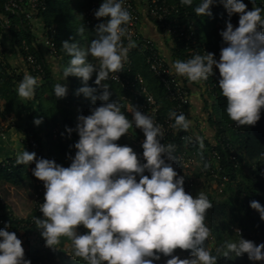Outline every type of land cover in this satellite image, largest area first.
<instances>
[{
  "label": "clouds",
  "instance_id": "clouds-1",
  "mask_svg": "<svg viewBox=\"0 0 264 264\" xmlns=\"http://www.w3.org/2000/svg\"><path fill=\"white\" fill-rule=\"evenodd\" d=\"M216 2L199 0L195 14L211 16L210 5ZM219 2L229 18L239 14L237 26L229 19L220 30L225 46L220 48L219 58L212 52L193 54L187 60L172 61L171 66L189 83L204 81L214 74V67L218 69L217 84L226 98L229 119L236 126L254 125L264 107V8L248 10L243 0ZM251 2L254 5L255 0ZM180 3L191 5L193 0ZM122 5L123 0H101L93 15L107 19L95 26L96 36L86 48L71 37L61 41L70 57L62 69V81L70 74L79 77L82 84L75 94H83L93 104L97 99L103 103L91 107L88 115L78 114L75 129L65 125L69 135L73 130L78 134L70 145L76 151L68 157V166L26 149L16 155V164L34 163L31 172L45 189L39 205L42 215L34 217V222L46 247L58 249L60 238L68 237L73 256L86 264H154L161 254L169 257L164 264H216L218 255L210 254L205 245L210 235L205 214L212 207L207 194L201 191L193 196L185 191L184 176L178 175L171 163L177 160L175 146L161 142L164 132L154 116L134 107L130 120L119 102L109 101V85L102 83L110 73L122 69L129 49L135 47L126 28L131 14ZM77 32L82 33L83 28ZM94 72V84L102 89L99 93L87 84ZM113 79L118 78L115 75ZM37 85L38 78L25 71L16 92L30 100ZM66 89V84L57 82L52 93L62 98ZM169 116L174 117L173 128L189 129L191 121L183 112L170 111ZM42 120L33 117L36 125ZM133 125L145 137L141 143L143 162L130 145L116 143ZM145 170L150 175L144 174ZM249 204L264 220V206L256 200ZM80 225L87 231L78 232ZM177 248L190 250L189 255L179 258L173 254ZM262 249L264 242L254 243L240 236L237 241H226L217 253L225 257L246 253L250 260L262 261ZM0 264H31L20 238L8 230L7 223L0 228Z\"/></svg>",
  "mask_w": 264,
  "mask_h": 264
},
{
  "label": "trees",
  "instance_id": "trees-1",
  "mask_svg": "<svg viewBox=\"0 0 264 264\" xmlns=\"http://www.w3.org/2000/svg\"><path fill=\"white\" fill-rule=\"evenodd\" d=\"M92 1L93 0H45V8L38 13V15L45 20V25L53 27L54 29L53 40L56 47L54 61L58 62L62 68L68 65L70 57L62 48L61 41L71 37L72 41L86 48L89 42L96 36L95 28L85 25L82 21L81 12H77L76 14L74 9L77 5L83 9V7L90 5ZM243 2L247 5L248 10L252 9L253 6L248 4L247 0H243ZM198 3L199 0H193V3L186 7L189 18L194 21L192 42L195 40L197 43H205L216 53L218 59L220 48L225 46L222 42L220 30L226 26L225 21L229 19L234 27L237 26L239 14L234 13L229 18L225 8L219 0H217L215 4L210 5L212 12L211 16H197L194 12V7ZM260 7L264 8L262 5ZM81 27L83 28V32L78 33L77 29ZM25 36L29 41L30 31L25 33ZM20 38L21 34L15 32V43L18 47ZM175 42L177 54L184 56L186 54L184 47L189 41L185 42L183 39L175 38ZM89 59L93 60L90 56ZM132 59V70L138 71L143 75L147 85L157 96L161 117L169 115L171 108L164 96L162 84L148 70L141 55L133 53ZM216 72H218V69L215 68L214 74L207 78V80H209L210 96H206L207 100H204V104H208L210 100V110L207 111L206 120L214 127L217 137V142L214 146L220 153L221 164V168L218 172L220 176L218 181L220 182L222 178L224 179L225 177L226 186L222 185L221 188H218L221 189L220 193H222L219 199H215L212 192L209 193L203 189L201 190L207 194L209 200L212 202V207L206 211L204 223L209 229L210 225L212 226L214 222L223 223L228 232L235 234L232 226H242L239 221L240 218H246V215H243L244 210L246 208L253 209L249 204L251 200H256L264 206V172H262V170H264V107L261 108L260 119L254 125L236 126V123L229 119L225 111L226 98L221 95V90L217 84L219 72L217 74ZM61 74L62 72L60 73V77ZM94 80L95 72L89 78L87 84L97 88V93H99L102 89L94 84ZM41 81L42 85L46 88L44 96L46 100H41L42 94L36 87L32 100H37V102L35 106L32 107V112L29 115L30 117H43L42 122L46 125L45 135L50 143L51 152L49 158L54 159L63 166H68L71 162L68 157L74 155L76 151V149L70 147V145L78 139V134L73 130L69 135L65 129V125L75 129L78 114H90V108L98 106L103 103V101L97 99L95 104H93L91 100L84 97L83 94H75V89L81 86L82 81L79 77L71 74L63 81L62 79L58 81L67 85L66 95L62 98L55 97L52 93L53 85L56 80L46 69L45 75L41 77ZM15 83V76L0 72V95L5 99L8 105V108H6V106L5 109L12 115L20 116L24 105L21 103V98L18 99ZM105 83L109 85L108 91L110 93L113 87L116 88L110 81H106ZM116 89L121 93L118 88ZM109 101H113L111 95L109 96ZM119 104L121 111L129 118L130 113L125 111L124 102L121 101ZM53 128H57L55 135L52 133ZM27 129L42 145L40 138L37 136V132L33 130L34 128L28 126ZM173 129L175 133L168 135V141L175 146L173 155L176 159L180 152L185 150L183 147L187 146L189 151L186 152L188 154L195 153L197 158L201 161L200 167L204 166L207 168L204 151L199 148V145L195 141H186L187 139H185V136L189 134L188 131L177 130L176 128ZM61 133L64 134L61 135ZM126 139H128V137H126ZM121 142L122 139L120 140V138L116 141L117 144ZM232 156H235L236 159H233ZM9 159L11 158L9 157ZM171 163L177 174L184 176L183 186L185 188L188 176L185 174L182 165L179 163L178 159ZM32 167H34V163L28 165L15 163L11 167H5L0 164V180H4L13 185H19L27 178H32V180L35 181L36 177H34L31 172ZM145 174L150 175L147 170H145ZM138 179L139 178H137V180ZM190 190H192V187ZM248 218L249 216L246 219ZM77 230L80 233L87 231L83 225L78 226ZM209 242L210 235L205 242L207 248ZM209 251L212 255H218L216 264H236L225 256H219L217 248H213ZM189 252L190 250H181L177 248L174 250L173 254L183 259L189 255ZM168 258L169 257L161 254L160 259L154 261V264H164Z\"/></svg>",
  "mask_w": 264,
  "mask_h": 264
},
{
  "label": "built area",
  "instance_id": "built-area-1",
  "mask_svg": "<svg viewBox=\"0 0 264 264\" xmlns=\"http://www.w3.org/2000/svg\"><path fill=\"white\" fill-rule=\"evenodd\" d=\"M101 0H93L90 5L81 9L82 21L87 26H95L107 18H97L93 15L96 8H98ZM46 6L45 0H1L0 4V34L5 32H18L21 34L19 40V53L27 68V71L39 78L45 75V67L42 58H40L36 51H33L31 45L25 37V33L29 32L33 27V21L38 17V13L42 11ZM123 7H125L131 14V21L127 24L126 28L131 35V39L135 42V47H131L127 53V60L123 62L122 69L115 73H110L109 78L106 81L112 82L121 93L111 91V97L113 101L121 102L125 104V111L130 113L129 119L131 120L132 110L134 107L146 114L153 115L155 121L162 127L164 135L161 142L169 144L168 135L175 133L172 125L174 123V117L169 115L161 117L159 100L153 91L149 88L143 75L138 71L132 70V57L131 54L137 53L142 56L144 63L147 65L148 70L160 81L164 90V96L170 104L171 111H175L177 114L183 112L186 118L189 115V103H190V91L188 88L189 82L181 76L175 74L173 69L167 64L165 59L160 55L154 42L149 38L143 36L139 32V10L137 9L133 0H123ZM188 5H182L180 0H144V13L151 18L158 31L168 36L172 41L175 38L183 39L188 42L185 45L186 54L182 60H187L193 54L206 55L207 52H212L214 58H217L216 53L206 45L205 43H197L195 40L192 42L194 35V21L189 18L188 11L186 9ZM41 41L46 47V51L49 55L56 56V47L54 43V29L53 27H42ZM124 44L127 45V39H124ZM93 62H95L93 58ZM215 69V67H214ZM0 72L6 73L10 76L18 75L16 69H10L6 66L4 61V45L0 40ZM218 72H216L217 74ZM117 76L118 79H113V76ZM103 81L102 83H105ZM209 80L200 82H193L190 84H199L209 87ZM207 87V89H208ZM150 98V99H149ZM117 99V100H116ZM17 126L16 118L6 111L5 103L0 95V138L7 136V129H12ZM213 127V126H212ZM214 128V127H213ZM57 128L52 129L53 135H55ZM129 130L137 133V143L139 147V159L144 161L142 157L141 143L144 140V134L140 128L130 127ZM188 131V130H187ZM189 133V132H188ZM190 134L185 136V139ZM22 145V151L24 149L28 151H34L37 157H44V149L41 143L34 138L29 132L24 134L20 139ZM204 151L207 168L200 167V172L207 174L210 181L214 183V188H221L222 182L218 181L220 178L218 172L221 168L220 153L217 151L214 145H210ZM4 158L0 160V164L5 167H11L14 165V157ZM236 159L235 156H232ZM179 163L182 165L185 174L188 176L186 179V192L191 194L190 188L193 186V177L188 172V167L192 162H195V153L188 154L186 150L180 152L177 157ZM237 164V161H236ZM201 165V162H200ZM145 174V173H144ZM139 178V176H137ZM225 179V177H224ZM35 187L32 191V205L31 211L25 216H16L12 213L11 208L6 204L2 196H0V228L8 225V230L15 231L18 238L22 242L24 248L25 258L30 259L31 264H61L62 260L59 259L60 251L57 249L45 248L39 246V241L44 238L40 235V230L36 227L34 217H40L42 215L39 205L44 199V186L43 182L36 178L34 181ZM221 191V189H219ZM232 229L236 232L241 227L233 225Z\"/></svg>",
  "mask_w": 264,
  "mask_h": 264
},
{
  "label": "rangeland",
  "instance_id": "rangeland-1",
  "mask_svg": "<svg viewBox=\"0 0 264 264\" xmlns=\"http://www.w3.org/2000/svg\"><path fill=\"white\" fill-rule=\"evenodd\" d=\"M247 2L251 6H254V5L255 6H261V5L264 6V0H255L254 5L252 4L251 0H247ZM74 9H75V12L77 14V12H79V13L81 12L82 7L77 5V6H75ZM28 42L31 45V48L33 49V51H35V48L32 45V40L29 39ZM20 80H21V78L18 79V82ZM43 87H44V85H43ZM195 87H196L195 88L196 92H194V93H196V98L194 100L199 101L198 106L200 107V109H198V112H201V114H200V116L199 115L196 116L197 112L195 111L194 106H193L192 110L188 109L189 116H190L189 120L191 121V128H189L190 135L186 138L187 139L186 141H189V142L195 141L199 145V148H201L202 150H205L207 147L208 148L211 147L210 144L213 145L211 143V142H213V140L212 141L209 140V138H212V135H210V132L212 131L211 125L206 120L207 111L210 110V107H209L210 100L208 101V104H206V105L204 104V100H207L206 96H210V86L209 87L207 86L208 87V89H207L206 86L196 84ZM42 88H41V90H42ZM112 90L116 91V88L113 87ZM193 91H194V89H193ZM45 92H46V88L44 89V91L42 90L43 96H41V100H46L44 97ZM192 93L193 92H191V95H192ZM17 96H18V94H17ZM20 98L21 97L18 96V99H20ZM3 101L5 103V107L7 106L6 108H8V105L6 104L4 98H3ZM21 103L24 104L25 107L27 106L26 108H28V104L30 102H27L25 99L21 98ZM194 103H196V101ZM192 105H194V104L192 103ZM27 111H29V110H27V109L24 110V108H23L22 113L23 112L25 113ZM15 116L16 115H14V117ZM15 118L16 119L19 118L22 121L21 124H23L24 127H25V125L26 126L28 125L27 120H29L28 119L29 117L24 118L20 115V116H16ZM187 119H188V117H187ZM201 122L203 125L199 126V124H201ZM205 127H207L206 130H205ZM194 130L196 131L195 135L192 134V131H194ZM214 132H215V130H214ZM136 135H137V133L133 132L131 130H129L128 133H126V134H122V138L120 137V140L122 139V142L120 143V145H130L133 148V150L138 154V157H139V147H138ZM126 137H128V139H126ZM216 140H217V137H216ZM209 142H210V144H209ZM183 148L187 152L189 151L187 146H184ZM45 151H44V153H48V150H45ZM200 162L201 161L197 158V155H195V162H192L190 164V166L188 167V172L192 175V177L194 179L191 194L193 196H195L198 192H201V190L203 189L206 192H209V193L212 192L213 197L215 199L221 198L220 194H222V193H220V190L218 189L219 187L214 188L215 187L214 183H212L210 181L207 174H203L202 172H199ZM225 179L222 178V180H221V182L223 183V186H226V180ZM22 183L24 184V186L16 187L15 190L10 189L8 191L11 192L12 196L16 199V202L21 205V206H19L21 208V210L28 211L27 214H29L31 211V205H32V191L34 189V181L32 180V178H27ZM0 196H2V195L0 194ZM29 199L31 200L30 209L28 208V205H27V203H29ZM243 215H246V218L249 216V218L248 219H246V218L241 219L240 218L239 223L242 225L241 226L242 232L240 234H237L235 232V234H237V235H235L232 232L231 233L228 232L226 230V228L224 227L223 223L221 224L219 222H214L212 226L210 225V242H209L208 250H211L213 248H220L224 245V243L226 241H232V242L237 241L240 238V236H242L245 239H250L254 243L264 242V220L260 219L258 211L255 209L251 210L250 208H246L244 210ZM60 240L61 241H59V243L56 245V247L58 248L57 250L60 251V256H58V257H59V259L62 260L61 264H86V261H84L83 259L73 256L72 244H71V240L69 238L64 237V238H61ZM42 244H44V239L42 241H39V246H42ZM42 247L47 248L45 245H43ZM262 251H264V249H262ZM227 258L229 260H232L236 264H264V260H262V261L250 260L247 257L246 253L242 254L240 256H232V257H227Z\"/></svg>",
  "mask_w": 264,
  "mask_h": 264
},
{
  "label": "crops",
  "instance_id": "crops-1",
  "mask_svg": "<svg viewBox=\"0 0 264 264\" xmlns=\"http://www.w3.org/2000/svg\"><path fill=\"white\" fill-rule=\"evenodd\" d=\"M137 9L139 10V17H140V21H139V32L145 36V37H149L155 44V46L157 47V50L159 51L160 55L165 59V61L167 62V64L172 68V61L174 60H182V57L180 54H177V50H176V42L172 41V39H170L168 36L160 33L154 23V21L149 18L148 16L145 15L144 13V0H133ZM45 24V20L43 18H41V16H38L34 19L33 21V27L30 29V39L32 40V45L35 48L36 53L42 58V61L44 62V66L46 67V70L48 73L51 74V76L53 78H55V83H57L58 81H60L61 77H60V73L62 72V66H60V64L58 62L54 61V57L49 55L46 51V47L45 45L42 43L41 41V36H42V27ZM0 40L2 41L3 45H4V61L6 63V66L10 69H16L17 70V74L15 76L16 79V83H15V88H17V84H18V79L21 78L24 74L25 71H27V68L21 58V55L19 53V47L16 45L15 43V32H5L0 34ZM133 54H131L132 57ZM177 57V58H176ZM28 72V71H27ZM29 73V72H28ZM31 74V73H29ZM33 75V74H31ZM34 76V75H33ZM37 77V76H35ZM38 78V85L37 88L40 91L41 88L43 87L42 85V81L41 78ZM196 83L194 84H188V88L190 93H192V95H190V103H189V110H192L193 106L195 108L196 116H200L201 112H198V109H200V107L198 106L199 101L198 100H194L196 98V92L195 91V87ZM44 87L42 88V90L44 91ZM194 89V91H193ZM42 90L40 91L42 94ZM43 96V95H42ZM33 98H31L30 100H26L27 102H30L28 104V108L25 107L24 105V110L27 109L29 111L27 112H23L21 114L22 117L24 118H28L29 120H27V126L25 125V127L23 126L22 121L17 118V126L15 128L12 129H7L6 134L7 136L5 138H0V160L7 158V157H14L17 154H19L20 152H22V145L20 143V139L24 136V134L28 133V129L27 127L30 126L31 128H34L33 130L37 132V136L40 138L41 142H42V147L45 150H48V153H45L44 158H49L50 155V143L49 140L47 139L46 135H45V130H46V125H44L43 122H41L39 125H36L33 123V117L35 116H31L30 117V113L32 112V107L35 106L37 100H32ZM196 101V103L194 102ZM192 103L194 105H192ZM200 111V110H199ZM189 112V111H188ZM190 116L188 115V119ZM200 125H203L202 122ZM203 127V126H202ZM189 128H191V124L189 126ZM207 129V127H205V130ZM214 128L211 125V132L210 135H212V138H209V140H213V142H211L213 145H215L216 141V134L213 130ZM189 132V129H188ZM213 132V133H212ZM196 131H192V134L195 135ZM190 134V133H189ZM205 140V139H204ZM210 143V142H209ZM46 152V151H45ZM24 186V184H19V185H13L9 182H6L4 180H0V194L2 195L3 199L5 200L6 204L11 208V211L14 215L16 216H25L28 211H23L21 210V208L19 206H21L20 204H18L16 202V199L12 196L11 192H9L8 190L10 189H16V187H21ZM28 208L30 209V205H31V200L29 199V203H27ZM23 208V207H22ZM61 238H64V236H62ZM60 238V239H61ZM68 238V237H67ZM61 241V240H60Z\"/></svg>",
  "mask_w": 264,
  "mask_h": 264
}]
</instances>
